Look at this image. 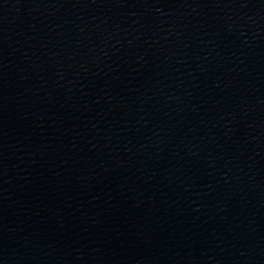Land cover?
Masks as SVG:
<instances>
[{"label":"water","instance_id":"95a60500","mask_svg":"<svg viewBox=\"0 0 264 264\" xmlns=\"http://www.w3.org/2000/svg\"><path fill=\"white\" fill-rule=\"evenodd\" d=\"M0 264H264V0H0Z\"/></svg>","mask_w":264,"mask_h":264}]
</instances>
